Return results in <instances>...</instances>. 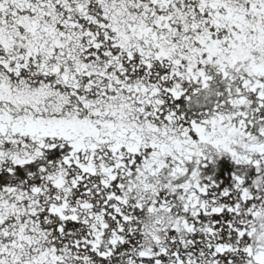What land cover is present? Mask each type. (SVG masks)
Listing matches in <instances>:
<instances>
[{
    "label": "snow or ice",
    "instance_id": "1",
    "mask_svg": "<svg viewBox=\"0 0 264 264\" xmlns=\"http://www.w3.org/2000/svg\"><path fill=\"white\" fill-rule=\"evenodd\" d=\"M0 264H264V0H0Z\"/></svg>",
    "mask_w": 264,
    "mask_h": 264
}]
</instances>
